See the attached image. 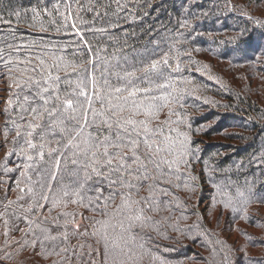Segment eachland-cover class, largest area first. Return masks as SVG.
I'll list each match as a JSON object with an SVG mask.
<instances>
[{"label": "trees", "instance_id": "1", "mask_svg": "<svg viewBox=\"0 0 264 264\" xmlns=\"http://www.w3.org/2000/svg\"><path fill=\"white\" fill-rule=\"evenodd\" d=\"M57 2L0 0V52L7 56L11 43L21 49L12 56L23 58L27 46L35 44L32 54L72 58L90 46L102 58H126L137 66L169 54L165 72L180 99L173 107L191 125L181 128L190 135L193 154L185 157L191 168L184 171L182 166L181 181L174 180L169 195L157 194L163 203L149 215L159 232L147 230L151 239L145 236L146 246L167 264H248L249 258H264V245L253 246L249 241V237L264 239V203L248 205L247 215L257 223L241 219L243 213L233 214L221 203L212 206L213 197L235 200L237 188L247 193L249 186L260 191L264 185V65L252 67L248 61L224 55L231 47L230 37L241 28L253 27L248 16L264 20V0H59L58 11L53 8ZM65 5L71 6L67 21ZM33 9L39 12L35 18ZM13 30L15 38L9 35ZM177 63L180 69L174 71ZM8 83L0 61V112L9 92L15 91ZM16 119L13 112L11 120ZM6 120L0 115V212L11 200L15 202L9 208L11 214L21 205L28 206L27 189L40 190L38 181L50 164L47 156L40 160L27 149L23 135L17 137L11 120L7 125ZM189 172L198 177L195 192L183 186ZM72 181L63 176L65 184ZM177 183L180 187H175ZM214 185L226 186V195L218 194ZM19 196L24 199L18 200ZM3 221L0 218V264H51L58 259L42 257L39 244L34 249L22 247L24 239L30 244L33 237L16 230L26 224L14 216L9 218L5 236ZM143 264H150V257Z\"/></svg>", "mask_w": 264, "mask_h": 264}, {"label": "snow or ice", "instance_id": "2", "mask_svg": "<svg viewBox=\"0 0 264 264\" xmlns=\"http://www.w3.org/2000/svg\"><path fill=\"white\" fill-rule=\"evenodd\" d=\"M65 7L67 21L71 6ZM53 8L59 10V0ZM32 11L33 18L39 15ZM248 20L253 27L230 37L231 47L224 55L248 61L252 67L264 65V20L252 16ZM9 35L15 38V30ZM7 47L11 51L7 56L0 52V61L7 70L8 88L15 91L9 92L0 115L11 120L16 112L18 119L11 120L16 136L23 135L27 149L40 160L47 156L50 167L38 181L39 191L27 189L31 194L27 207L21 205L10 214L15 202L4 205L0 212L4 235H9V218L14 216L26 224L16 230L33 237L21 246L34 249L39 244L42 257H58L51 264H143L146 256L150 264H167L144 242L148 229L159 232L149 213L160 210L163 201L157 194L169 195L174 180L181 181L182 166L184 171L191 168L185 157L193 154L190 135L181 128L191 125L173 107L180 99L165 72L169 54L137 66L126 58H102L90 46L72 58L32 54L35 44L27 46L25 57H13L11 53L20 47L11 43ZM179 69L177 63L174 71ZM7 135L6 131L5 139ZM64 175L73 178L72 185L63 182ZM196 181L198 177L189 172L183 186L195 192ZM214 186L218 194L226 195V186ZM253 202L264 203V185L260 191L249 186L247 193L237 188L235 200L213 197L212 206L221 203L233 214L243 213L241 219L257 223L247 215ZM249 241L264 245V239L249 237ZM248 264H264V258H249Z\"/></svg>", "mask_w": 264, "mask_h": 264}, {"label": "rangeland", "instance_id": "3", "mask_svg": "<svg viewBox=\"0 0 264 264\" xmlns=\"http://www.w3.org/2000/svg\"><path fill=\"white\" fill-rule=\"evenodd\" d=\"M1 100V99H0Z\"/></svg>", "mask_w": 264, "mask_h": 264}]
</instances>
